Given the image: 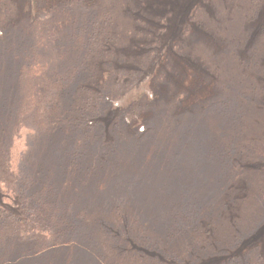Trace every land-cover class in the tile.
I'll list each match as a JSON object with an SVG mask.
<instances>
[{"label":"trees","instance_id":"1","mask_svg":"<svg viewBox=\"0 0 264 264\" xmlns=\"http://www.w3.org/2000/svg\"><path fill=\"white\" fill-rule=\"evenodd\" d=\"M17 1L19 19L23 17L25 23L10 33L13 35H7L11 27L4 29L6 35L0 31V128H3L0 140L7 145L0 151L6 174L0 173V264H264L262 242L244 245L242 234H228L224 237L225 245L218 240L216 247L210 249L206 242L199 245L194 240L198 231L210 236L215 218L233 200L234 184L244 175L238 159L242 160L246 150L242 149L245 152L242 154L236 147L242 107L228 97L209 99L210 103L199 102L189 111L187 122L159 131L152 123L182 99L174 90L179 88L173 76L167 81V96H159L156 87L166 80L169 69L173 68L175 73L177 57L174 54L171 57L168 52L179 55L178 46L190 35L192 24L181 19L174 27L168 21L169 16L143 12L144 21L137 19L146 28L141 30V43L149 44L153 38L154 63L146 61L148 67L151 63V68L140 69L141 81L145 82L142 94L134 89L130 95L116 100L105 91L108 76L102 71L95 77L89 66V59L98 54V50H93L95 47L100 52L124 47L111 36L102 44L96 43L101 32L97 9L102 0ZM129 1L136 7L138 0ZM129 6L125 3L124 10L134 17L133 6ZM189 16V21L194 20V16ZM195 25L200 23L195 21ZM45 37L58 39V45L60 42L58 54L66 59L65 68L62 65L51 72L42 59L37 47ZM190 38L196 39L195 35ZM148 48L140 49L144 53ZM14 65L18 67L16 76L11 71ZM179 73L180 78L187 75L176 74ZM73 89H88L84 104L73 101ZM182 93L184 99L187 93ZM67 100L75 104L73 115L79 114L75 118L86 126L98 128L114 117L109 126L123 127L121 135L126 134L132 153L128 156L125 150L113 154L106 149L103 155L104 158L111 155L110 162L97 170L89 164L95 157L93 147L97 144L90 142L88 136L73 134L71 126L64 128V124L61 144L50 142L53 146L50 148L42 143L40 136L48 133L53 124L63 121L66 114H72L66 109ZM204 112L218 119L219 126L214 130L198 120ZM121 135L110 139L118 140ZM189 141H197L207 151L209 163L203 176L207 186L200 188L199 179L191 177L179 184L178 190H171L174 193L164 194L161 207L165 208L166 216L163 218L152 214L151 209L147 211L150 215L131 209L132 213L126 217L124 205L117 202L105 211L115 219L119 217L122 227L118 226V220L105 219L106 224L103 218H96L91 222L88 205L82 200L102 198L105 203L107 193L117 194L121 183L135 181L140 185L148 178H157L162 169L177 165L175 154L179 155L181 146H188ZM78 156L87 159L84 166ZM63 157L67 159L65 163H54L53 158L61 161ZM126 162L138 164L139 168L134 166L129 173ZM243 162L246 166V161ZM89 184L95 186L98 194L84 191L83 187ZM65 190L66 197L62 195ZM258 223L263 225L264 217L251 226L248 238H256L251 237V230ZM100 225L105 231L99 234ZM107 231L113 238H108ZM242 245L235 254L234 250Z\"/></svg>","mask_w":264,"mask_h":264},{"label":"rangeland","instance_id":"2","mask_svg":"<svg viewBox=\"0 0 264 264\" xmlns=\"http://www.w3.org/2000/svg\"><path fill=\"white\" fill-rule=\"evenodd\" d=\"M125 3L133 6V3L130 4L129 0H122V3L116 0H102L101 3L99 2L100 6L97 11L101 22V28H99L101 32L99 37L97 36L96 43L99 44L100 41L102 44L105 42L106 37L111 36L113 41L116 40L119 45L122 42L124 47L116 50L110 48L107 52H100L99 47H95L93 50H98V54L89 59L91 71L94 72L95 77L97 73L102 71L104 75L108 76L109 81L104 88L116 100L130 95L134 89L135 93L142 94L144 90L142 85L145 82H143L144 80L141 81L143 73L140 69L143 66L148 67L146 61L154 63L152 58V45H154V42L152 38L148 42L149 44L142 45L145 41L141 43V34H143L141 30L146 28H143L137 19L144 21L145 13H148L163 17L169 16L168 21L174 27L179 24L181 19H184L186 24H192L190 35L188 33L178 46L179 55L168 52L171 57L172 54L175 55L173 57H177L174 65L177 67L175 73L172 72L173 68L172 70L169 69L166 72V80H162V84L156 87L159 88V96H167V81L173 76L179 88L174 90L178 91L177 95H182V99L177 100L176 104L171 106L169 112L163 111L160 118H156L152 123L159 131L168 126V128H172L179 123L187 122L189 121L187 116L189 111L194 109L199 102L210 103L209 99L217 101L228 97L234 104L242 107L241 131L236 147L237 151H241L242 154L245 153L242 149L246 150V153L241 156L242 160L238 159L239 168L243 169L244 175L234 184L233 200L220 216L215 218L210 236L206 237L203 231H198L193 235L194 240L199 245L206 242L208 249L216 247L218 240H222V244H224V237L234 233L243 235L244 245L256 241L262 242V245H264V224H255V229L251 230V237L255 235L256 238L250 239L247 236V232L252 228L251 226L264 217V8L262 9L264 1L138 0L136 7H132L134 17L124 10ZM19 15L20 5L17 0H0V31L3 32L8 27L11 28L8 30L7 35L16 31L17 26L25 23L23 17L21 20L19 19ZM189 15L194 16V20L189 21ZM251 19L254 20L251 22ZM195 21L199 22L200 25H195ZM251 23H253V26ZM194 31H199V33H194ZM4 35L6 34L4 33ZM192 35H195L196 39L190 38ZM221 38L224 41H221ZM57 41L58 39L45 37V40L37 47L38 52L42 53V59H45L48 63L51 72L58 70L62 65L65 68L66 65V59L61 57V53L58 54L60 42L58 45ZM148 46L149 48L142 53V50ZM188 55L191 57L188 58ZM63 61L65 62L63 63ZM151 66L150 63L148 68H151ZM17 69L18 67L14 65L11 70L14 76H16ZM178 72L187 75H185V78H180V73L179 75L176 74ZM182 91L187 93L184 99ZM87 97L88 89H73L74 102L84 104ZM159 101L160 97L158 104ZM65 105L66 109L72 112L75 104H71L67 100ZM80 106L85 107L84 105ZM212 106L211 104L210 109ZM85 110L89 111V108L86 107ZM230 111L232 112V109L228 110L229 113ZM75 116L79 117V114L73 115V112L69 115L66 114L62 119L63 121L53 124L48 133L40 136L43 138L42 143H46L47 146L49 144L50 148L53 147L52 143L54 142L61 144L62 142H59L61 135H63L61 125L64 124V128L71 126L70 129L73 130V134L76 133L77 135L78 132L83 137L88 136L90 142L97 144L93 147L95 157L89 160L90 166H94L97 170L100 169V166H107L110 162L111 155L107 158H104L103 155L106 149L111 150L113 154H120L125 150H127L128 156L132 153V146L127 143L125 138L126 134L121 135L123 127L109 126L115 120L114 117H111L108 123L93 128V126H86L83 123L84 121H79L80 119H76ZM212 116V113L204 112L202 118H198V120L204 122L202 125H207L209 129L214 130L217 125L219 126V121L213 119ZM4 123L6 125V122ZM0 132H3V128H0ZM120 135L121 138L118 140L110 139L112 136L117 138ZM109 141L112 142L109 143ZM0 142L1 151L7 145L4 140H0ZM200 146L197 141H189L188 146L182 145L180 154H175L174 161L176 158L178 159L175 161L177 165L162 169L159 176L155 177L156 179L148 178L140 185L136 184L135 181L128 184L121 183L119 189H117V194L108 195L107 193L105 203H103L102 198L100 200H82L81 202H86L88 205L91 222H94L96 218H103V222L106 224L118 220V226L122 227L119 217L115 219L107 215L105 211L115 207L117 202L120 206L124 205L122 208H125L126 217L127 214L132 213V210L133 212H146L144 214L150 215L147 212L150 209L154 211L152 214L161 215L162 218L165 217V208L161 207L164 194L174 193L171 190H178L180 188L178 187L179 184L187 179L190 180L191 177L199 179L200 188L208 185L203 176L205 170L208 169L209 160L206 159L207 151ZM44 156H46L45 153H43ZM54 158L55 164L57 162L62 164L67 160L65 157L61 161ZM78 160L81 166H84V160L87 159L78 156ZM243 160L246 161V166ZM134 166L139 168L138 164L130 165L127 162L125 164L129 173H131ZM3 167L4 160L0 158V173L6 175ZM62 188H64L63 185ZM83 188L87 194L97 193V190L94 191L95 186L91 187L90 184ZM67 190L62 191L64 197L67 195ZM71 194H73V191ZM96 196L93 198H96ZM105 219L109 221L107 222ZM103 226L100 225L99 234L105 231V229H102ZM105 234L108 238H113L111 232L107 231ZM244 245L237 247L234 253H239Z\"/></svg>","mask_w":264,"mask_h":264}]
</instances>
